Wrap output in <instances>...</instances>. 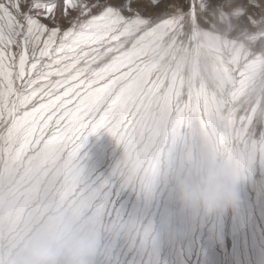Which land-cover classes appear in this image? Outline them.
<instances>
[{
	"label": "rangeland",
	"instance_id": "1",
	"mask_svg": "<svg viewBox=\"0 0 264 264\" xmlns=\"http://www.w3.org/2000/svg\"><path fill=\"white\" fill-rule=\"evenodd\" d=\"M173 2L142 14L174 19L110 45L95 124L54 144L0 146V209L9 212L0 248L56 204L96 231L95 264H264V0ZM209 132L245 154L248 174L234 211L193 218L178 211L164 174L184 142Z\"/></svg>",
	"mask_w": 264,
	"mask_h": 264
},
{
	"label": "snow or ice",
	"instance_id": "2",
	"mask_svg": "<svg viewBox=\"0 0 264 264\" xmlns=\"http://www.w3.org/2000/svg\"><path fill=\"white\" fill-rule=\"evenodd\" d=\"M173 0H0V146L54 144L100 118L119 35Z\"/></svg>",
	"mask_w": 264,
	"mask_h": 264
},
{
	"label": "clouds",
	"instance_id": "3",
	"mask_svg": "<svg viewBox=\"0 0 264 264\" xmlns=\"http://www.w3.org/2000/svg\"><path fill=\"white\" fill-rule=\"evenodd\" d=\"M247 174L245 154L226 149L209 132L184 142L165 170L164 186L178 211L208 217L237 208ZM8 218V210L0 209V223ZM98 240L82 215L68 205L51 204L25 234L0 248V264H95Z\"/></svg>",
	"mask_w": 264,
	"mask_h": 264
},
{
	"label": "bare ground",
	"instance_id": "4",
	"mask_svg": "<svg viewBox=\"0 0 264 264\" xmlns=\"http://www.w3.org/2000/svg\"><path fill=\"white\" fill-rule=\"evenodd\" d=\"M159 32V31H158ZM149 33V32H148ZM148 33H146V34H148ZM158 34V33H157ZM158 36V35H157ZM193 38H194V40H195V53H194V62H193V66H192V69H193V72H194V74L196 73V70H197V58H198V56L200 55V50L198 49V47L200 46V31H199V29H198V26L197 25H194V27H193ZM135 43V42H134ZM152 43V42H151ZM135 44H137V42L135 43ZM137 47V46H136ZM140 49H142V46H141V48H139V52H140ZM142 50H144V49H142ZM151 50V49H150ZM137 51H138V49H137ZM155 51V50H154ZM134 52H136V51H134ZM139 52L137 53V54H139ZM145 52V51H144ZM144 52H142V53H144ZM152 53V52H151ZM123 54V53H122ZM150 54V53H149ZM116 55V54H115ZM126 55V54H125ZM134 55V54H133ZM132 55V56H133ZM143 55V54H142ZM146 55V54H145ZM135 57L133 56V59H134ZM140 59H141V57H140ZM131 60H132V58H131ZM131 62V61H130ZM138 62V61H137ZM140 62V61H139ZM145 62V61H144ZM148 62H149V60H148ZM152 62V61H151ZM153 63V62H152ZM152 63H150V64H152ZM128 64V63H127ZM142 63H140V65H141ZM130 65V64H129ZM132 65V64H131ZM135 66H136V64H134ZM144 65V64H143ZM143 65H141V67L143 66ZM125 66V65H124ZM128 66V65H127ZM134 67V66H133ZM150 67V66H149ZM154 67V66H153ZM144 68H145V66H144ZM217 68V67H216ZM132 70V69H131ZM150 71H151V69H150ZM143 72V71H142ZM128 74V73H127Z\"/></svg>",
	"mask_w": 264,
	"mask_h": 264
}]
</instances>
